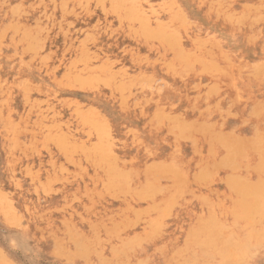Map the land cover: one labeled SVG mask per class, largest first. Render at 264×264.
Instances as JSON below:
<instances>
[{
  "label": "rangeland",
  "instance_id": "obj_1",
  "mask_svg": "<svg viewBox=\"0 0 264 264\" xmlns=\"http://www.w3.org/2000/svg\"><path fill=\"white\" fill-rule=\"evenodd\" d=\"M261 163L264 0H0V264H264Z\"/></svg>",
  "mask_w": 264,
  "mask_h": 264
},
{
  "label": "bare ground",
  "instance_id": "obj_2",
  "mask_svg": "<svg viewBox=\"0 0 264 264\" xmlns=\"http://www.w3.org/2000/svg\"><path fill=\"white\" fill-rule=\"evenodd\" d=\"M145 33L149 34L147 31H145ZM159 33H161V32H159ZM159 33L155 34V35L157 36V35H159ZM230 146L231 145H228L227 147L230 148ZM226 151H227V149H226ZM220 166H222V165H220ZM261 166H264V163H261ZM238 174H240V173H238ZM226 186H228V185H226ZM145 194H149V193L146 191ZM242 202L244 203V200ZM204 203H205V201H204ZM233 203H235V202H233ZM207 205H209V204H207ZM152 207L153 206H151V209L148 210L149 212H151L153 210ZM156 208H157V205H156ZM155 223H156L155 221L154 222L149 221V224H150L151 227L155 226L156 225ZM252 224H254V223H252ZM221 226H223L226 229L229 228L227 225H223L222 224ZM211 227H212V225L209 222H207L206 225H205L206 231H209ZM237 227H238L237 225L234 226V228H236V229H237ZM232 228H230L231 231L226 233V235L224 236L225 238H224V240L222 242V245H219L217 243L218 242L217 238L215 236H213L212 234L208 233V232H205V233H202V234L195 233L193 236L192 235L189 236V234H190L189 233L188 236H187L188 239H187V241H185L184 247H182L181 250H180L181 252L180 253L178 252V254H176L177 256H179L180 260L178 262L175 261L174 263L175 264H237L236 255L238 254L237 253L238 250H239V258H238V260L241 259L242 253H243L240 250L242 247H239V246H242V239L237 237L236 234H234L232 232V231H236V230H233ZM107 231H110V230H107ZM218 235H219V233H218ZM250 236H251V234L248 233V237H250ZM188 240H190V241H188ZM255 243H257V242H255ZM99 244H97V246ZM103 244H106V243H103ZM257 245H259V244H257ZM124 255H125V253H124ZM217 256L219 257V260L216 259ZM244 257H245V255H244Z\"/></svg>",
  "mask_w": 264,
  "mask_h": 264
}]
</instances>
